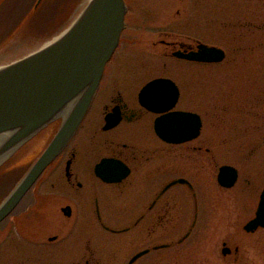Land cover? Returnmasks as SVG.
I'll list each match as a JSON object with an SVG mask.
<instances>
[{
  "label": "flooded vegetation",
  "instance_id": "flooded-vegetation-1",
  "mask_svg": "<svg viewBox=\"0 0 264 264\" xmlns=\"http://www.w3.org/2000/svg\"><path fill=\"white\" fill-rule=\"evenodd\" d=\"M124 3L125 25L118 45L79 127L0 221V264L18 261L44 264L40 258L44 248L72 243L76 236L64 231L82 220L90 228L96 226L111 235L132 232L134 239L139 240L145 234L151 242L145 249L155 257L184 246L185 256L198 264H253L252 258L260 256L253 253L255 250L248 243H253L254 237L248 236L264 232V227L247 231L245 226L254 218L264 188V183L260 185L264 175L258 173L260 165L255 157L258 152L260 156L263 153L264 137L259 144L248 141L252 104H238L236 108L241 114H234L237 109L231 112L233 100L222 104L220 95H206L203 82L198 85L197 100L193 95L187 99L180 80L189 65L215 66L229 54L226 48L204 43L187 30L172 28L180 20L191 18L199 21L203 30L208 4L206 0H124ZM221 5L231 4L223 1L216 4ZM247 7L240 5L238 10L242 13ZM223 12L222 18L228 15L226 10ZM230 19L213 18L218 29L248 28V20ZM201 44L220 48L224 59L202 63L178 56L197 52ZM233 64L237 63L230 65ZM157 79L170 80L178 92L174 105L159 113L147 109L140 99L142 89ZM169 103L167 100L164 104ZM221 104L227 105L224 110ZM256 107V112H264L262 100L257 101ZM173 112L196 114L200 121L198 135L184 140L181 119L176 120V125L168 120V140L160 137L156 120ZM236 120L240 126L232 125L231 121ZM59 123L55 121L44 129L40 152L58 130ZM175 128H181V133L174 134ZM256 128L263 130L264 124L258 123ZM225 165L236 174L230 187L217 182L220 167ZM205 173L212 178L215 175L216 190H204ZM180 179L185 182L170 185ZM11 190L0 191V203ZM28 194L33 200L26 206ZM45 210L49 212L48 219L39 221ZM45 224L54 227L46 234ZM85 247L89 254L82 264H104L107 260L106 255L90 247L89 240ZM51 255L59 257L60 250ZM66 259L68 264H77L74 252L68 253Z\"/></svg>",
  "mask_w": 264,
  "mask_h": 264
},
{
  "label": "rangeland",
  "instance_id": "rangeland-1",
  "mask_svg": "<svg viewBox=\"0 0 264 264\" xmlns=\"http://www.w3.org/2000/svg\"><path fill=\"white\" fill-rule=\"evenodd\" d=\"M222 1L231 5L216 6L217 2ZM222 1L206 0L208 5L205 7L206 17L203 20V30H200L199 21L191 18H184L179 23L174 24L175 27H172L175 29L174 31L185 32L187 30L192 37L199 38L207 44L226 48L229 52L227 57L215 66L189 65L187 73L182 74L180 80L184 85V93L187 99L193 98V95V99L197 100L198 85L203 82V93L206 95H220L222 104H227L224 101L229 99L233 100L234 108L231 109V112H235L234 109H237L236 106L240 103L252 104V118H248V132L251 130V135L248 134V141L259 144L264 137V129L258 130L256 128L258 123L264 124V112H256L258 100H262L264 105V0ZM34 2L36 0H0V67L39 49L61 34L78 15L87 0H42L38 6L33 8ZM246 4L248 5L247 11L240 13L238 8L240 5ZM223 10H226L230 17L227 15L222 18ZM219 17L225 21L230 18V20L237 22L240 19L248 20V28L240 31L218 29L213 18ZM131 23L134 25L144 24V22ZM180 26L186 29H181ZM201 31H203V35ZM227 62L230 64L236 62L237 64L230 65ZM155 72L158 73L159 71ZM222 104V109L227 106ZM236 113L241 114L238 109L234 114ZM231 122L233 126L241 125L239 120ZM44 133V130L37 133L12 158L0 165V191L11 190L16 185L11 188L15 180L22 177L29 164L41 153L40 146L43 144ZM255 157L257 158L256 163L260 165L258 173L264 175V150L261 156L258 152ZM214 178L215 175L212 178L205 173L203 188L206 192H212L218 188ZM263 183L264 176L260 185L262 186ZM31 194L25 198L24 205L32 204ZM47 214L49 212L46 210L41 213L39 221L47 220ZM50 215L52 214L50 213ZM177 221L175 215L174 222ZM52 228L54 227L45 224V234ZM64 232H72L76 238H73L72 243L64 244L65 242H61L59 245L54 244L45 247L44 255L40 256L44 264H68V259L65 260V258L68 253L73 252L77 255V264L79 261L82 264L89 254V250L85 247L87 240L95 252L106 255L107 260L104 261V264H127L134 254L150 247L151 244L145 234L141 235L139 240L134 239L132 232L111 235L99 227L90 228L86 220L80 221L76 226L67 227ZM205 236L208 237L207 234ZM256 236L259 238L256 239ZM248 237H254V242L248 241V243L255 250L253 253L260 256V258H252V262L253 264H261V260L264 261V232H258ZM59 250L61 254L59 257L51 255L53 252L59 253ZM65 253H67L66 257L64 256ZM193 258L195 259V256ZM16 264H20V262L18 261ZM33 264L42 263L34 262ZM133 264L198 263L187 258L184 246H181L178 249H173V252L166 251L165 255L159 257H155L150 251Z\"/></svg>",
  "mask_w": 264,
  "mask_h": 264
},
{
  "label": "water",
  "instance_id": "water-1",
  "mask_svg": "<svg viewBox=\"0 0 264 264\" xmlns=\"http://www.w3.org/2000/svg\"><path fill=\"white\" fill-rule=\"evenodd\" d=\"M41 1L36 0L34 8ZM125 12L124 0H87L61 34L39 49L0 67V165L40 130L60 121L46 148L0 203V221L12 211L79 127L98 89L104 67L118 45ZM178 56L189 61L213 63L222 61L224 53L219 48L201 44L197 52ZM177 94L170 80L157 79L142 89L140 99L147 109L159 113L174 105ZM167 100L170 103L165 105ZM181 119L184 140L196 137L199 117L181 112L159 117L155 123L158 135L168 140V120L176 125V120ZM173 133H181V128H175ZM235 178L233 168L223 166L220 169V185L230 187ZM182 182L185 181L180 179L170 185ZM258 226L264 227V190L256 216L247 228L254 230ZM146 253L148 250L138 252L129 264Z\"/></svg>",
  "mask_w": 264,
  "mask_h": 264
},
{
  "label": "bare ground",
  "instance_id": "bare-ground-1",
  "mask_svg": "<svg viewBox=\"0 0 264 264\" xmlns=\"http://www.w3.org/2000/svg\"><path fill=\"white\" fill-rule=\"evenodd\" d=\"M37 143H38V142H37ZM37 143H36V144H37Z\"/></svg>",
  "mask_w": 264,
  "mask_h": 264
}]
</instances>
